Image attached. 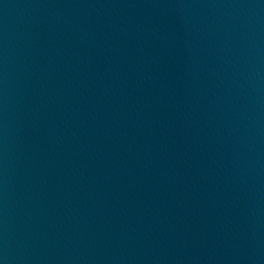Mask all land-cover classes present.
Masks as SVG:
<instances>
[{"label": "water", "instance_id": "95a60500", "mask_svg": "<svg viewBox=\"0 0 264 264\" xmlns=\"http://www.w3.org/2000/svg\"><path fill=\"white\" fill-rule=\"evenodd\" d=\"M0 264H264V0H0Z\"/></svg>", "mask_w": 264, "mask_h": 264}]
</instances>
